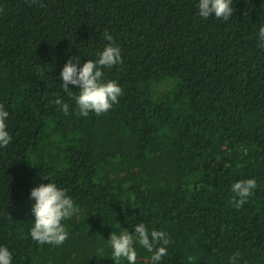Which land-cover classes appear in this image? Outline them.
I'll return each instance as SVG.
<instances>
[{"label": "trees", "instance_id": "trees-1", "mask_svg": "<svg viewBox=\"0 0 264 264\" xmlns=\"http://www.w3.org/2000/svg\"><path fill=\"white\" fill-rule=\"evenodd\" d=\"M198 3L0 0V103L12 136L0 148V246L12 264H115L111 233L141 222L169 235L158 264H229L237 251L239 264H264V0H233L227 21L202 18ZM105 31L122 63L103 79L123 95L80 116L79 88L66 92L61 71L73 56L81 67L97 59ZM249 178L257 187L236 209L231 186ZM50 179L80 208L58 246L30 235V192ZM135 247L136 264H151Z\"/></svg>", "mask_w": 264, "mask_h": 264}, {"label": "clouds", "instance_id": "clouds-1", "mask_svg": "<svg viewBox=\"0 0 264 264\" xmlns=\"http://www.w3.org/2000/svg\"><path fill=\"white\" fill-rule=\"evenodd\" d=\"M36 2V0H34ZM233 0H199V15L207 19L215 16L216 19L227 21L233 15ZM41 7L44 5L41 3ZM104 38L109 41L106 47L97 53V59H88L83 66H80L78 56L71 57L63 66L61 71V84L67 92L71 89L69 85L79 88V94L72 97L74 99L80 116H88L90 112L97 115L109 111L114 104L119 102V97L123 95L122 87L115 80L104 81V69L111 68L122 63L121 48L115 42L113 36L105 31ZM259 47H264V25L259 28ZM69 96L72 94L69 92ZM59 109L65 115L69 113L68 103L56 100ZM9 112L0 103V148L6 147L12 140V136L7 130V118ZM45 179L50 177L45 175ZM257 187L255 178L240 179L231 186V191L235 194L230 204L236 209H240L252 195V190ZM30 198L34 200L32 213L34 215V225L30 230L32 239L40 244L62 245L68 238V231L64 221L72 218L80 212L73 198L68 195L67 190L59 187L50 179L48 183H41L30 192ZM95 214V213H94ZM112 248V258L115 264H120L121 259L127 264H136L137 249L135 245H140L151 255V264H158L167 255V245L171 243L168 233L164 230L153 229L149 231L143 223L134 226V232L124 229L119 233L113 231L108 239ZM241 254L239 251L229 258V264H239ZM192 260V257L188 258ZM13 255L6 246H0V264H12Z\"/></svg>", "mask_w": 264, "mask_h": 264}]
</instances>
